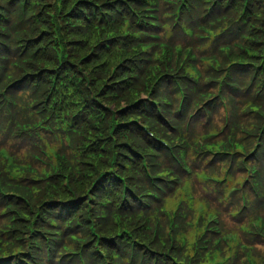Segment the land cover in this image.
I'll list each match as a JSON object with an SVG mask.
<instances>
[{
  "label": "clouds",
  "instance_id": "1",
  "mask_svg": "<svg viewBox=\"0 0 264 264\" xmlns=\"http://www.w3.org/2000/svg\"><path fill=\"white\" fill-rule=\"evenodd\" d=\"M74 2L0 0V264H264V0Z\"/></svg>",
  "mask_w": 264,
  "mask_h": 264
},
{
  "label": "trees",
  "instance_id": "2",
  "mask_svg": "<svg viewBox=\"0 0 264 264\" xmlns=\"http://www.w3.org/2000/svg\"><path fill=\"white\" fill-rule=\"evenodd\" d=\"M87 1H89V3L84 2V0H75V2L71 4V7H70L69 11L67 12V15L71 12V9L73 7L74 8L76 7V9L68 17L71 18L72 20L83 19V17L80 15L73 16V13H75L77 11V9L84 11V10L90 9L92 7H95L96 9L103 8V9H105L104 15H109L115 10V7H114V4L112 3V0H103V3H95V0H87ZM63 2H64V0H62V4H63ZM213 3H215V2H213ZM213 3H211V4H213ZM229 6L230 5H219L218 6V4L215 3V8L213 9V13L216 15H220L221 9L222 8L227 9V7H229ZM150 21H153V20H150ZM35 38L36 37H34V39ZM113 38H115V37H113ZM244 48L246 50L245 51L240 50V55L235 61L241 62V63H252L253 66H255L256 68H253L252 66H250V67L236 66V67H233V69L235 70L234 75L236 77L245 78V79H248L250 81V78L252 77V75L257 71V69H259L258 70L259 75H258V78H257L256 82L254 83V85H256L257 87H264V80H262L260 78V70L264 69V63L260 62L262 59H264V56L261 55V51H260L261 49H264V40H252L250 46H244ZM43 69H46V71H50V72L57 71V69H47V68H42L41 70H43ZM161 70H162V66H161ZM253 70H255V71H253ZM29 73L31 75L37 74V73H31V72H29ZM257 107H258V105H257ZM129 121H131V119Z\"/></svg>",
  "mask_w": 264,
  "mask_h": 264
},
{
  "label": "rangeland",
  "instance_id": "3",
  "mask_svg": "<svg viewBox=\"0 0 264 264\" xmlns=\"http://www.w3.org/2000/svg\"><path fill=\"white\" fill-rule=\"evenodd\" d=\"M86 59V58H85Z\"/></svg>",
  "mask_w": 264,
  "mask_h": 264
}]
</instances>
